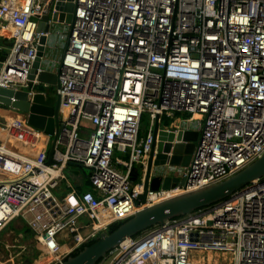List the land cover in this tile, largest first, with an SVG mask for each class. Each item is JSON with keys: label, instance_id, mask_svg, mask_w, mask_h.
<instances>
[{"label": "built area", "instance_id": "2783aa9c", "mask_svg": "<svg viewBox=\"0 0 264 264\" xmlns=\"http://www.w3.org/2000/svg\"><path fill=\"white\" fill-rule=\"evenodd\" d=\"M56 2L0 1V38L13 43L0 87L39 85L29 80L40 40L48 37L38 26L46 15L53 24ZM73 3L72 23H61L68 32L60 29V38L54 36L55 47L63 49L51 62L58 76L55 95L62 113L68 111L53 164L48 166V154L35 151L26 137L21 152L0 145V234L22 220L42 258H51L48 264H63L142 208L138 198L157 120L162 125L163 117L191 114L164 128L178 133L190 125L200 140L188 167L170 168L185 184L149 190L146 206L223 182L264 156V0ZM145 114L151 124L140 137ZM20 123H9L6 130L24 134L28 125ZM118 152L128 159H116ZM71 165L90 171L92 189L72 188L58 197ZM135 168L141 173L138 182L132 179ZM82 218L88 223L79 226ZM65 229L75 241L71 248L59 240ZM195 252L229 253L234 264H264V178L127 240L112 252L109 264H200Z\"/></svg>", "mask_w": 264, "mask_h": 264}, {"label": "water", "instance_id": "95a60500", "mask_svg": "<svg viewBox=\"0 0 264 264\" xmlns=\"http://www.w3.org/2000/svg\"><path fill=\"white\" fill-rule=\"evenodd\" d=\"M56 12L52 16L53 24L72 23L75 5L73 0H57ZM50 15H46L39 23L38 32L43 36L38 47V54L32 64L29 80L39 85L30 89H7L0 87V105L25 115L27 125L53 138L48 153L47 165L53 164L55 142L65 124L61 120V99L48 92L49 87L56 86L58 76L51 67L54 59V48L51 36L52 24H47ZM13 43L0 47V72L6 61L7 53ZM52 57L51 62L49 59ZM44 85V87H42ZM183 127V126H182ZM154 141L151 152L146 159L144 174V193L138 198L142 208L129 220L112 232H102L98 238L85 247L76 256H70L63 264H101L112 252L129 239L142 236L149 230L164 225L168 221L186 217L195 212L218 204L233 194L250 185L253 181L264 178V156L236 174L218 184L165 200L153 206H146L149 190H169L176 184H185V180L177 177L171 167L185 168L190 164L199 144L200 133L191 129L190 125L181 128L178 133L161 127L157 120L153 129Z\"/></svg>", "mask_w": 264, "mask_h": 264}, {"label": "rangeland", "instance_id": "374dc122", "mask_svg": "<svg viewBox=\"0 0 264 264\" xmlns=\"http://www.w3.org/2000/svg\"><path fill=\"white\" fill-rule=\"evenodd\" d=\"M1 1V0H0ZM26 1V0H25ZM62 30L63 32H68V26L66 24H57L54 23L51 26V36H57V38H60L58 31ZM52 43L57 44L56 39H52ZM62 47L58 44L56 46V49L54 48L55 54L59 56V54L62 52ZM44 87V85H42ZM50 88V87H49ZM5 107V106H3ZM67 111L68 107L65 108V112H63L62 119H66L67 117ZM191 118V114L188 113H177L173 118L169 117H163L161 121V127H167V125H170V127L182 123L183 120ZM10 120L2 119L0 120V145H7L10 147H14V149H19L17 147H20L24 145L21 142V138H24V134L18 133L21 132L20 130H17L18 132H13L11 130H6L7 125H9ZM150 117L149 115L145 114L142 125H141V133L140 137L145 136L148 128L150 127ZM3 125V126H2ZM11 131V132H10ZM17 134H20L17 138ZM53 139V138H52ZM31 141V140H30ZM21 143V144H20ZM20 144V145H19ZM116 156H120V158L128 159V155H122L116 153ZM117 169L123 171L125 170L124 167L117 165ZM85 171V172H84ZM77 172H81L80 180L87 181L86 176H89L90 171L82 170V168L76 166L71 167L69 170L65 172L67 177L70 180H73L74 174ZM177 177H181L180 174H177ZM85 178V179H83ZM60 189V188H59ZM58 189V190H59ZM88 223V220L86 218H82L79 220V226L80 225H86ZM91 230V228H90ZM89 231L82 230V233L87 234ZM59 240L64 248H71L74 244V238L70 234L69 229H65L61 235L59 236ZM43 250L38 247L35 244L33 234L30 232V230L25 226V224L22 222V220L18 219L14 222H12L5 230H3L0 234V263L1 264H44L46 263V260L48 257L43 259L42 262H36L39 259H42ZM210 253L209 254H198L196 255V260L199 261L201 257H207L210 259ZM45 256V255H44ZM115 254H110L106 260L102 261L101 264H109L112 259L114 258ZM218 257V256H217ZM219 263L221 262L218 260ZM232 261V260H231ZM222 264H225V261L222 260ZM234 264V261L232 262Z\"/></svg>", "mask_w": 264, "mask_h": 264}, {"label": "crops", "instance_id": "0c3cea01", "mask_svg": "<svg viewBox=\"0 0 264 264\" xmlns=\"http://www.w3.org/2000/svg\"><path fill=\"white\" fill-rule=\"evenodd\" d=\"M9 43L10 42L4 40L3 38H0V47L4 46L5 44L7 45ZM53 53H54L53 58L56 59V61H58L62 52L59 54V56L55 54L56 53L55 51ZM51 60H52V57L49 59V63L51 62ZM51 67H52V63H51ZM56 69H57L56 66H54L53 71L57 73ZM55 88H56V86H51L48 89V92L52 95H55ZM62 115H63V113L61 112V120L64 121V119H62ZM2 119L10 120V123L18 121V122H21L20 124H22V125L26 126V124H27V119H26L25 115L19 113L18 111H15L13 109L3 107L0 105V120H2ZM0 126H1V124H0ZM26 129H28V130L25 131L24 136L26 138H28L29 140H31L33 143H35V146L33 149L35 151L43 149L44 152H46L48 154L49 150L53 144V139L51 137L45 135L41 131L36 132V131L30 129L28 126H26ZM30 133L32 135H30ZM19 135L20 134L16 135L17 138ZM21 142L23 143V141H21ZM17 148H19V149H17V151L21 152L23 150V148H25V145L22 146V144H21L20 147H17ZM26 149L28 150L27 147H26ZM118 154L120 155L121 153L118 152L117 155ZM26 155L28 156V154H26ZM119 158H120V156H116V159H119ZM117 165L118 164H115L116 168H117ZM81 174H82L81 172H77L76 174H74L73 180H70L68 177L66 180H63L60 184V187H59L60 189L58 188L59 189L58 194L66 195L67 192H71L72 188L76 189L78 192H84V191L91 190L92 188H91V185H90V182L88 181V179H87L88 182L80 180ZM83 179H85V178H83ZM140 179H141V177H140ZM87 231L90 232L91 230H87ZM33 238H34V236H33ZM34 241H35V239H34Z\"/></svg>", "mask_w": 264, "mask_h": 264}, {"label": "bare ground", "instance_id": "6f19581e", "mask_svg": "<svg viewBox=\"0 0 264 264\" xmlns=\"http://www.w3.org/2000/svg\"><path fill=\"white\" fill-rule=\"evenodd\" d=\"M200 254H207V253H205V252H199ZM198 254V252H195L194 253V255L196 256ZM216 255V254H215ZM215 255H212L211 253H210V259L209 258H207V257H201V259H199V263L200 264H218V260H220V261H225V263L226 262H228L229 264H232V262L234 261V259H233V255L232 254H229V253H223V254H220V257H214ZM46 257H44V258H42V259H39V260H37L36 262H42L43 261V259H45ZM214 258V259H213ZM50 260H51V258L50 257H48V259L46 260V263L45 264H48L49 262H50ZM195 260V259H194ZM232 260V261H231ZM213 261H215V262H213ZM196 262V261H195Z\"/></svg>", "mask_w": 264, "mask_h": 264}, {"label": "trees", "instance_id": "16d2710c", "mask_svg": "<svg viewBox=\"0 0 264 264\" xmlns=\"http://www.w3.org/2000/svg\"><path fill=\"white\" fill-rule=\"evenodd\" d=\"M77 165H71L70 167H69V169L71 168V167H76ZM78 167H80V168H82V170H87L86 168H84V167H82V166H78ZM85 172V171H84ZM90 174V173H89ZM140 177H141V173H140V171H139V169L138 168H135V170H134V172H133V174H132V179H133V181L134 182H138L139 181V179H140ZM88 179V181H89V176H87L86 177V180ZM88 181H86V182H88ZM88 189V188H87ZM56 194H57V196L58 197H63L64 195H60V194H58V190L56 191ZM180 218H183V217H180ZM180 218H176V219H180ZM122 223L123 222H118V223H115V224H113V225H111L110 227H109V232H112V231H115L116 229H118L121 225H122ZM31 232V231H30ZM94 242V241H93ZM93 242H91V243H89V244H86L85 246H83L82 248H80L79 250H77L76 252H74L73 254H72V256H76V255H78V253L80 252V251H82L85 247H87V246H90Z\"/></svg>", "mask_w": 264, "mask_h": 264}]
</instances>
